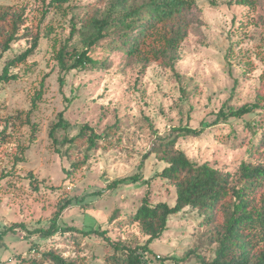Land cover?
Masks as SVG:
<instances>
[{
  "label": "rangeland",
  "instance_id": "rangeland-1",
  "mask_svg": "<svg viewBox=\"0 0 264 264\" xmlns=\"http://www.w3.org/2000/svg\"><path fill=\"white\" fill-rule=\"evenodd\" d=\"M50 1L0 0V5L24 11L22 34L30 29L40 36L34 54L11 69L17 79L0 90V133L6 132L0 137V230L48 228L72 199L60 215L61 228L100 229L113 241L145 244L148 236L129 217L146 196L153 204L174 206L177 195L174 186L154 178L166 164L154 154L142 162L143 156L156 135L210 125L222 107L263 106L211 126L200 137L181 138L177 148L196 163L209 162L230 173L233 181L242 162L264 163V0H256L255 6L249 0H197L173 67L154 63L143 71L137 59L104 41L93 52L102 67L67 74L61 72L57 52L73 26L81 29L85 17L113 12V1L70 0L61 8L48 6ZM30 39L18 40L0 56V75L8 61L31 46ZM80 41L76 33L70 47L81 49ZM61 112L70 128L56 133L59 141L74 137L86 123L100 135L111 127L114 131L85 158L83 149L53 145L50 131ZM85 159V164L72 166ZM135 174L144 180L109 189L114 181ZM15 229L0 240V264L37 256L32 243L42 252L56 249L82 264H104L112 252L96 234L67 232L45 240ZM216 231L187 208L170 218L164 236L149 246L154 254L145 258L148 264H175L160 262L170 256L188 257L180 264H201L197 256L211 262Z\"/></svg>",
  "mask_w": 264,
  "mask_h": 264
},
{
  "label": "trees",
  "instance_id": "trees-1",
  "mask_svg": "<svg viewBox=\"0 0 264 264\" xmlns=\"http://www.w3.org/2000/svg\"><path fill=\"white\" fill-rule=\"evenodd\" d=\"M105 3L107 0H98ZM113 12L109 14L94 13L82 21L81 29L73 26L71 37L57 52V60L61 72L85 71L103 66L94 55V49L104 41H109L111 47L123 52L129 58H135L143 65V71L150 64H166L173 67L175 56L181 44L189 35L191 22L188 15L197 7V0H112ZM70 0H51L50 7L61 8ZM242 2V1H241ZM244 4V3H241ZM248 5L255 6L256 0H249ZM26 24L24 11L11 6L0 5V56L11 49L13 43L20 39L31 38V46L8 61L0 75V90L5 84L17 79L11 69L24 63L38 48L40 36L30 29L24 34ZM78 33L81 36V49L70 47V41ZM61 85L64 77L60 78ZM260 102L244 105L241 108L222 107L215 113V120L210 125L199 128L177 127L168 136L156 135L153 146L143 156L144 162L149 156L155 155L166 166L154 178L167 181L176 189L174 206L168 203L150 202L146 196L136 212L129 219L138 224L142 232L148 236L143 245H128L123 241H113L107 236V231L92 229L82 231L76 228H61L58 224L60 215L72 205L69 199L59 209L48 228L29 229L24 225H15L0 230V240L15 228L22 227L28 237L37 236L48 240L57 234L77 232L84 236L96 234L103 237L110 252L104 264H148L145 254L153 255L150 245L160 240L168 230L169 220L185 209L190 208L209 226L216 228L215 258L211 262L197 256L201 264H264V163L242 162L233 181L230 173L212 166L209 162L196 163L187 154L177 148L181 138L200 137L207 128L227 122L230 119H241L245 115L262 109ZM70 123L64 113L58 115V120L52 125L50 138L54 146L68 145V150H84L85 158L91 151L102 148L101 141L111 136V127L105 135H100L86 123L81 126L77 135L59 141L56 133L67 131ZM5 131L0 133L4 137ZM60 152V149H56ZM74 163V168L85 164ZM141 167L143 166L140 165ZM142 174H135L114 181L109 189H117L127 184H138L143 181ZM146 184L150 180L144 181ZM31 252L35 257L19 256V264H82L77 260L66 258L56 249L42 252L37 243H32ZM161 257H159L160 259ZM188 257L178 259L170 256L161 258L165 263L173 260L180 264Z\"/></svg>",
  "mask_w": 264,
  "mask_h": 264
}]
</instances>
